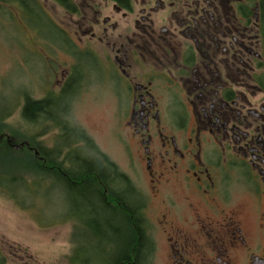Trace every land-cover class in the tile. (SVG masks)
<instances>
[{"label": "flooded vegetation", "instance_id": "af4514ba", "mask_svg": "<svg viewBox=\"0 0 264 264\" xmlns=\"http://www.w3.org/2000/svg\"><path fill=\"white\" fill-rule=\"evenodd\" d=\"M13 1L31 18L34 48L42 31L60 36L48 88L27 96L45 103L30 123L45 125L46 141L28 145L45 186L72 190L59 166L75 160L82 184L89 170L78 163L89 161L108 168L106 186L93 177L115 207L116 164L70 119L73 100L103 85L124 113L132 186L118 204L141 222L144 264L161 250L165 264H264V0ZM168 96L185 100L187 120L166 119Z\"/></svg>", "mask_w": 264, "mask_h": 264}, {"label": "rangeland", "instance_id": "374dc122", "mask_svg": "<svg viewBox=\"0 0 264 264\" xmlns=\"http://www.w3.org/2000/svg\"><path fill=\"white\" fill-rule=\"evenodd\" d=\"M53 7V14L58 17L60 11ZM20 10L13 0L5 2L0 9V117L10 114L3 122L6 127L1 128L0 138L9 140V144L13 140L19 143L14 146L17 150L24 147L25 141L32 144L34 138L41 146L46 141V137L40 135L45 125L33 126L27 122L23 106L27 96H41L48 88L51 80L45 69L56 70L59 67L56 58L62 57L57 53L59 31L53 27L40 33L41 48L31 45L30 35L35 28L29 14ZM96 80L103 82L102 73ZM92 90L95 92L73 100L70 119L88 133L120 172L131 174V162L120 139L124 113L119 111L118 99L103 85L98 84ZM162 113L168 120L188 119L182 97L168 96ZM29 158L30 167L23 165L20 174L21 167L16 163L17 170L12 169L14 176L9 187H0V261L4 260V264H70L78 258L80 264H109V259L117 252L120 237H116L114 224L108 227L107 213L100 209L99 202L89 205L63 185L46 187L45 180H39L41 174L36 170V159L31 152ZM23 174L24 181L21 180ZM158 242L163 249L161 238ZM163 254L162 250L158 252L153 264H165Z\"/></svg>", "mask_w": 264, "mask_h": 264}, {"label": "trees", "instance_id": "16d2710c", "mask_svg": "<svg viewBox=\"0 0 264 264\" xmlns=\"http://www.w3.org/2000/svg\"><path fill=\"white\" fill-rule=\"evenodd\" d=\"M44 102H36L32 103L30 102L29 98H25V103L23 106V117L27 120V122H31L32 118H34L39 113L43 112V106ZM10 114H6L3 117H0V130L3 127H6L3 125L4 120H6V117H8ZM2 137V135H0ZM13 140L14 138L11 137ZM26 140H30L27 138ZM24 147L22 149H15L14 146L20 145L19 143H16V141L13 140L12 144H9L6 142L3 138H0V187L7 188L8 183L13 178L14 175L12 173L14 172L12 169H16L15 167L16 163L21 167L19 170V173H22V167L23 165L25 167H30V158H29V147L26 145H31L29 142H24ZM75 160L72 162L71 166L68 168L59 166L62 168V170L67 174V176H71L73 178V181L75 183H72L71 189L73 191V196L82 199L85 201V203L89 205H94V202L98 201L100 205L101 210H105L108 216V227H112L114 224V229L116 233V237L119 240V246L117 247V252L113 256V258L109 259V264H144V252L142 251V247L144 244V237H142V229H141V222L137 218L136 213L134 212V207L131 211V219L129 221H125L124 215L121 212L122 207L119 206L118 203H122L124 206L125 199L124 195H127L125 192H129L126 190V188H131L132 183L128 179L127 176H125L116 165L114 166L115 169V186L116 191L114 193V199L113 196L108 199L110 202H115V207L111 208L107 204L105 205L103 194L100 190H97L95 178L93 177V173H97L99 176L102 177L103 181L105 182V186L107 185L106 178L104 179V173L103 171H107L108 168H103L100 165L97 166L96 164H93L92 162L85 161L84 165L81 166L78 163V166L82 170H89V175L86 176L85 180L81 184H77L76 179V162ZM35 165L37 167L36 170H38V174H41L39 180L41 182H44V174L46 175V164L39 159L35 160ZM59 175V174H57ZM26 178H21L22 181H24ZM60 184V181L57 182ZM21 184H26L24 182H21ZM119 187H124V190H120ZM130 190V189H129ZM5 261H0V264H4ZM70 264H80V261L78 258L75 260H71Z\"/></svg>", "mask_w": 264, "mask_h": 264}, {"label": "water", "instance_id": "95a60500", "mask_svg": "<svg viewBox=\"0 0 264 264\" xmlns=\"http://www.w3.org/2000/svg\"><path fill=\"white\" fill-rule=\"evenodd\" d=\"M22 146H23V145H21L20 147H22ZM20 147H19V148H20Z\"/></svg>", "mask_w": 264, "mask_h": 264}]
</instances>
